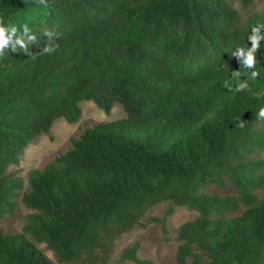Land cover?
I'll list each match as a JSON object with an SVG mask.
<instances>
[{
  "label": "trees",
  "instance_id": "16d2710c",
  "mask_svg": "<svg viewBox=\"0 0 264 264\" xmlns=\"http://www.w3.org/2000/svg\"><path fill=\"white\" fill-rule=\"evenodd\" d=\"M257 22L264 12L239 25L228 0H0V24L36 37L35 59L12 51L15 36L0 55V218L23 185L8 167L56 119L76 121L83 100L126 113L31 172L23 202L38 212L22 233L0 228V264H56L35 241L61 262L109 264L116 240L163 201L166 216L175 206L199 213L177 231V264H264V195L255 193L264 189V39L255 80L232 56L237 42L251 48ZM234 71L247 88L224 87ZM226 182L236 195L208 192ZM166 216L153 218L165 232ZM137 251L119 261L150 264Z\"/></svg>",
  "mask_w": 264,
  "mask_h": 264
},
{
  "label": "rangeland",
  "instance_id": "374dc122",
  "mask_svg": "<svg viewBox=\"0 0 264 264\" xmlns=\"http://www.w3.org/2000/svg\"><path fill=\"white\" fill-rule=\"evenodd\" d=\"M228 2L239 13V25L244 24L256 13L264 12V0H252L248 6L242 5L240 0H228ZM79 105L81 115L76 121L70 122L63 117L56 119L49 131L34 138L24 149L18 162L8 167L7 172L21 177L23 185L14 197L16 202L14 213L0 218V228L5 232L22 233L26 224L31 220V216L38 212L36 209L27 207L23 202V195L30 188L29 176L32 171L43 169L56 157L66 152L72 146V139L79 137L86 128L126 118V113L119 102L114 104L110 113L99 108L92 100H83ZM257 156L264 159V149ZM208 192L233 196L237 194L231 182H226L223 186L212 185ZM255 193L258 198H261L264 195V189L259 188ZM170 205L169 201L156 204L146 212L140 225L125 232L121 238L117 239L109 264H137L132 260L119 261L122 251L135 243H138V256L149 261L150 264H177L176 251L179 245L177 231L182 224L194 220L199 213L185 206H175L174 212L166 216ZM244 209L245 206L241 205L237 211L227 213V216L240 215ZM164 216H166V232L159 221L153 220L154 217L163 218ZM35 242L52 262L76 264L59 261L54 251L45 242Z\"/></svg>",
  "mask_w": 264,
  "mask_h": 264
},
{
  "label": "clouds",
  "instance_id": "9594fccd",
  "mask_svg": "<svg viewBox=\"0 0 264 264\" xmlns=\"http://www.w3.org/2000/svg\"><path fill=\"white\" fill-rule=\"evenodd\" d=\"M262 30H264V22H257L255 26L252 27L251 33L248 34L247 39L251 41V48L248 47L247 44L240 46L239 42H237V46L235 50L232 52V56H240L242 58V66L245 69V74L249 76L250 79L255 80L258 75H260V71L256 69V65L258 63L256 53L261 48L260 41L264 39V35H262ZM30 29L28 25H23V30L20 35H17V28L15 25H8L5 27L3 24H0V55L3 54L5 50V46L8 45L12 41V37L15 36L17 39L13 43L12 51H17L18 49L23 48L28 55H33L30 53L29 44L35 41V35H29ZM55 50L53 45H49L42 49L41 54L51 53ZM35 55H33V59H35ZM251 69L252 71L249 73L247 70ZM241 75L239 71H234L232 73V79H225L223 84L224 87L231 90L233 88V83H235L237 90H242L248 87L247 81H240L237 78ZM257 119H264V107H260L257 112ZM239 127L243 128L244 121L241 120L238 124Z\"/></svg>",
  "mask_w": 264,
  "mask_h": 264
}]
</instances>
